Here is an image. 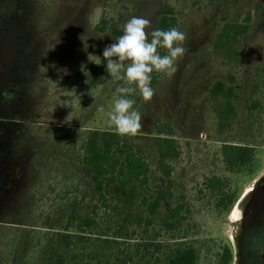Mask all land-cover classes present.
I'll return each mask as SVG.
<instances>
[{
	"label": "rangeland",
	"instance_id": "obj_1",
	"mask_svg": "<svg viewBox=\"0 0 264 264\" xmlns=\"http://www.w3.org/2000/svg\"><path fill=\"white\" fill-rule=\"evenodd\" d=\"M166 6L174 9L187 51L172 76L152 73L151 101L144 102L138 91L130 97L143 118L137 136L151 190L162 180L154 146L158 132L176 141L179 156L168 162L169 203L152 217L145 237L133 238L191 245L196 264H215L224 244L231 264H264V0H0V264H41L60 247L71 203L83 199V213L90 211L94 195L87 170L77 163L79 146L91 131H115L108 113L124 85L108 72L92 85L88 66L98 64L118 38L114 28L122 27L123 34L129 19L144 16L150 33ZM247 13L250 27L238 43L242 64L223 62L213 54L215 35L224 22ZM101 19L106 24L99 33L94 27ZM230 76L235 116L220 129L209 92L217 81L230 84ZM224 144L252 148V162L227 172ZM215 178L221 186L204 187ZM232 194V205L221 202ZM179 204L189 208L187 219L165 229L168 209ZM134 213L145 216L140 208ZM98 217L105 234V227L112 230L121 221L109 209ZM171 236L176 239L169 241ZM102 239L89 238L86 249L108 255Z\"/></svg>",
	"mask_w": 264,
	"mask_h": 264
},
{
	"label": "trees",
	"instance_id": "obj_2",
	"mask_svg": "<svg viewBox=\"0 0 264 264\" xmlns=\"http://www.w3.org/2000/svg\"><path fill=\"white\" fill-rule=\"evenodd\" d=\"M250 22L249 13L241 20L238 18L224 22L215 35L213 54L223 62L241 66L242 58L238 43L248 32ZM105 24V20L101 19L94 27V31L102 33ZM173 27H176L174 9L166 6L159 14L155 29L168 30ZM111 32L119 37L122 35V27H116ZM163 51L164 49H160L161 54ZM106 63L102 57L98 64L88 66L92 85L106 77ZM154 82L152 74L151 86ZM232 82L231 76L230 84L217 81L209 92V96L217 102L215 113L220 129L227 127L235 116L234 102L237 94ZM157 135L154 138V146L162 180L154 190H151L149 166L138 144L139 136L121 137L115 131H91L88 134L79 146L76 159L78 165L87 170L94 203L87 214L83 213V199L71 203L69 212L61 224L60 247L49 251L41 264H128L129 261H132V264L197 263V251L191 245L181 242L164 245L138 243L133 238L146 236L152 217L161 206L169 203L172 197L171 169L168 162L179 156V150L176 141L169 134L158 132ZM221 155L226 171L237 173L252 162L253 150L247 146L224 144L221 146ZM221 185V180L215 178L207 180L204 187L214 190ZM234 199L235 194H232L223 197L221 202L227 200V204L232 205ZM137 208H140L145 216L134 213ZM102 209H109L121 218L112 230L105 227L109 234L101 231L98 213ZM189 212V208L183 204L169 208L167 219L164 221L165 229L170 231L177 229V220L187 219ZM73 234L77 236L76 242ZM96 235L103 237L101 244L109 251L108 255L99 256L93 249H86L89 238ZM172 237L169 241L176 239ZM75 243L79 248L72 250ZM219 249L220 254L215 264H231L233 257L229 246L224 244Z\"/></svg>",
	"mask_w": 264,
	"mask_h": 264
},
{
	"label": "clouds",
	"instance_id": "obj_3",
	"mask_svg": "<svg viewBox=\"0 0 264 264\" xmlns=\"http://www.w3.org/2000/svg\"><path fill=\"white\" fill-rule=\"evenodd\" d=\"M149 28V19L133 16L123 25V34L103 50L108 74L124 85L116 89L118 95L108 113L111 125L121 137H136L143 128V118L134 108L136 100L130 97L138 91L144 102L151 101L155 95L152 73L172 76L177 71V60L187 51L183 47L186 35L178 28H157L150 33ZM160 49L166 50V54L162 55ZM98 110L104 111V107Z\"/></svg>",
	"mask_w": 264,
	"mask_h": 264
},
{
	"label": "flooded vegetation",
	"instance_id": "obj_4",
	"mask_svg": "<svg viewBox=\"0 0 264 264\" xmlns=\"http://www.w3.org/2000/svg\"><path fill=\"white\" fill-rule=\"evenodd\" d=\"M250 191V189H248L247 191H245V193L243 194V196L248 193ZM242 196V197H243ZM242 200V198L238 201L237 205L235 206L236 209H238V204L239 202ZM239 220V217L237 216V218L235 220H232V222H237Z\"/></svg>",
	"mask_w": 264,
	"mask_h": 264
}]
</instances>
